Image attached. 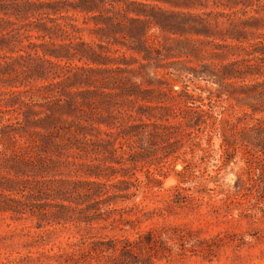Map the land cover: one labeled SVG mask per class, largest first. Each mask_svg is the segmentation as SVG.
<instances>
[{
	"label": "trees",
	"instance_id": "1",
	"mask_svg": "<svg viewBox=\"0 0 264 264\" xmlns=\"http://www.w3.org/2000/svg\"><path fill=\"white\" fill-rule=\"evenodd\" d=\"M119 1L0 0V81L12 87L1 90L0 99L12 109L24 105L28 120L33 111L28 101L56 87L61 107L75 117L56 132L67 137L66 145L103 153V163H0V168H8L0 170V212L14 217L28 214L38 224L50 225L76 221L93 228V221H109L110 226L100 227L107 232L83 235L52 254L41 252L58 264H190L187 261L193 258L210 264L228 235H202L201 227L179 224L139 229V224L164 218L176 207L199 213L202 196L183 192L180 184L193 181L200 163L211 155L214 136L220 139L223 164L237 151L247 161L264 163V0H170L186 8H211L164 10L152 5L149 12ZM40 7L66 19L55 24L56 31L63 32L79 28L76 18L62 11L94 13L90 16L93 28L105 43H97V50L72 33L67 43L28 41L22 20L30 9ZM44 28L50 35L49 28ZM151 28L158 29V34L164 31L166 42L150 36ZM23 37L27 38L25 48H35L33 53L22 46ZM16 42L21 46L16 48ZM109 43H120L131 53L114 49L119 54H110ZM38 45L44 47L40 53ZM4 49L15 52V57L4 54ZM72 54L86 63L67 67L59 62ZM16 59L27 61L15 66ZM147 66L153 73L161 70L176 78L145 76ZM25 67L36 78L49 77V67H54L52 81L26 87V79L17 74V68ZM199 81L214 90L203 88ZM179 82L180 87L174 88ZM203 90L208 91L204 97ZM18 117L16 122L23 121ZM196 150L201 153L198 164L187 157ZM151 156L156 163L138 167V160ZM178 159L182 167L176 170ZM23 166H29L30 172ZM143 167L146 181L136 174ZM166 168L174 171L177 184L162 207L146 209L137 202L126 203L145 196L153 175L165 177ZM50 169L59 175H39ZM117 203L121 206L116 207ZM223 207L225 202L209 204L216 214L225 215ZM124 224L130 225L135 236L124 233L128 230Z\"/></svg>",
	"mask_w": 264,
	"mask_h": 264
},
{
	"label": "rangeland",
	"instance_id": "2",
	"mask_svg": "<svg viewBox=\"0 0 264 264\" xmlns=\"http://www.w3.org/2000/svg\"><path fill=\"white\" fill-rule=\"evenodd\" d=\"M119 2L123 6L128 5L132 9L145 12H149V6L152 5L159 6L164 10L189 9L197 11L211 8H186L182 4H175L170 0H122ZM128 2H134L135 4H129ZM140 3L145 6L140 7ZM27 14L28 17L22 20L26 24L25 29L27 30L24 32L21 29V32L23 31L30 36L28 41L67 43L72 40L73 36L70 34L72 33L97 50V43H105L100 40L99 32L93 28L94 20L90 16L94 13L86 15L83 11L72 9L68 12L62 11L61 14L75 17L74 22L79 28L76 31L68 29V32H63L60 29L56 31V22H64L66 19L58 18V14H53L47 7L32 8ZM130 15H134V13H130ZM42 27L49 28L50 35L45 31L46 28L42 29ZM52 29L55 31H52ZM148 34H151L150 36L154 34L153 36L160 43L166 42L164 31L158 34V29L151 28ZM26 43L27 38L23 37L22 46L24 48L25 45L23 44ZM15 44L16 48L21 46L18 42ZM108 45L110 54H119L114 53V49L126 51V46L120 43H109ZM43 48L41 45L36 46L39 53ZM25 50L33 53L35 48L27 47ZM3 52L6 55L15 57V52H9L5 49ZM20 52L25 54L24 51ZM126 52L127 54L131 53L128 50ZM52 59L56 60L53 57ZM140 60L143 61L141 58ZM23 61L27 60L16 59L14 65L18 66V63H20L22 66ZM86 61L85 58L79 59L78 54H72L59 60L67 67L69 65H84ZM49 68V77L45 78H36L34 74H29L26 67L17 68V74L18 77L26 79L24 82L26 87L31 83L47 84L52 81V71H55L54 67ZM144 71L148 73L145 76L150 78L156 76L166 81H173L176 78L174 75L170 76L162 73L161 70L153 73L148 66ZM199 84L203 88L209 86L214 90L212 85L203 81H199ZM24 85L19 87H24ZM180 85L181 82L175 84L174 88H178ZM9 88L12 87L0 81V91H6ZM196 92H198V89H196ZM207 93L208 91L203 90L201 96L204 97ZM57 94L56 87H53L48 94L40 97L35 96L31 101H28L30 108L33 110L28 114V120L22 111L25 108L24 105L12 109L10 106H5L2 101L3 98L0 99V127H2L0 129V163H8L9 165L13 163H76L75 161L103 163V153L93 149L82 151L74 146L66 145L67 137L56 132L57 127L68 125L72 120H75L71 112H66L65 108L61 107L63 102ZM1 97L2 95H0ZM17 117L23 121L16 122L15 118ZM101 127H104L103 124H101ZM212 142L211 155L205 158L206 160L203 163H200L201 165L194 172L193 181L188 180L180 184L183 192L192 193L195 197L202 196L203 200L198 211L202 213L203 217H200L196 210L191 211L187 207H176L172 209L171 214L164 218L154 217L140 223L139 229L179 224L194 229L201 227L203 230L202 235L220 232L225 236L228 235L229 238L210 264H264V163L247 161L242 157V153L237 151L229 163L223 164L219 158L220 139L214 136ZM203 146H205V143H203ZM160 152L158 150L157 155ZM200 154L196 150L193 156L187 154V157L191 158L193 163L198 164ZM156 162V157L151 156L138 160L137 164L140 167ZM174 163V169H181L180 159ZM204 166L205 169H203ZM22 168H25L27 173L30 172L29 166H23ZM150 168L153 169V167ZM6 169L8 168H0L3 172ZM59 169L65 170L62 167ZM140 170H137L136 174L146 181L145 167ZM200 173H202V178L198 177ZM39 175H45V177L58 176L59 171L50 169L41 172ZM176 184L175 173L169 168L167 169V175L163 178L153 175V179L150 181L151 188L146 191L145 196L139 195L126 203L132 205L133 202H137L144 205L146 209L162 207L164 199L172 195ZM224 202L225 207L221 211L223 213L225 211V215L222 213L216 214L209 210V204L221 205ZM120 206V203H117L116 207ZM205 220H208V222ZM91 224L93 228L84 227L83 222L76 221L53 222L51 225L41 221L38 224L37 218L28 214L14 217L7 212H0V264H58L54 258L47 257L41 252L52 254L57 251L58 246L77 240L83 235L86 236V234L107 232V230L100 227L110 226L107 220L93 221ZM124 227L128 229L124 232L125 234L130 237L135 236V231L130 229L129 224H124ZM39 233L43 237H40ZM187 262L190 264H209L206 261L194 258Z\"/></svg>",
	"mask_w": 264,
	"mask_h": 264
}]
</instances>
